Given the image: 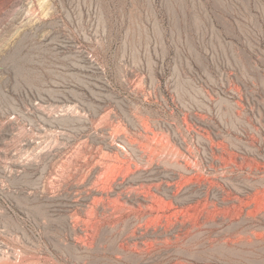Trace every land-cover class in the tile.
Returning <instances> with one entry per match:
<instances>
[{"label":"rangeland","instance_id":"rangeland-1","mask_svg":"<svg viewBox=\"0 0 264 264\" xmlns=\"http://www.w3.org/2000/svg\"><path fill=\"white\" fill-rule=\"evenodd\" d=\"M0 264H264V0H0Z\"/></svg>","mask_w":264,"mask_h":264},{"label":"bare ground","instance_id":"bare-ground-1","mask_svg":"<svg viewBox=\"0 0 264 264\" xmlns=\"http://www.w3.org/2000/svg\"><path fill=\"white\" fill-rule=\"evenodd\" d=\"M126 143V148H128L127 146L129 145L127 142H125ZM130 144H132V143H130ZM123 146V145H122ZM130 146V145H129ZM131 148V149H130ZM142 149V148H141ZM140 149V150H141ZM122 150V149H121ZM124 150V149H123ZM129 150H131L133 153L135 152V153H138V152H136L137 150H138V148H137V150H136V148L134 149L132 146L131 147H129ZM131 151H130V153H131ZM141 151H144V150H141ZM141 151H139V152H141ZM151 151V150H150ZM124 152V151H123ZM187 152H189V151H187ZM128 153V151H126V154ZM133 153H131V154H128V157H129V155H130V157H134L135 155H137V154H135L134 153V155H133ZM140 154V153H139ZM132 155V156H131ZM191 155V154H190ZM141 157H147V159L149 160L150 158L147 156V154L146 153H143V154H141L140 155ZM140 156H138V158L140 157ZM187 156V155H186ZM140 157V158H141ZM150 157H152L151 155H150ZM124 158V157H123ZM141 159H143V158H141ZM145 159V158H144ZM146 159V160H147ZM124 160H126V159H124ZM140 160V159H139ZM147 160V161H148ZM153 160V159H152ZM142 162H143V160H142ZM149 162H151V161H149ZM186 162H188V161H186ZM144 163V162H143ZM127 164V163H126ZM146 164H147V162H146ZM149 164V163H148ZM153 164H154V162H153ZM152 164V165H153ZM193 164H194V166L193 167H191V165L189 164V167L187 166L186 167V165H178V168L180 167V169H182L183 170V172H182V174L184 173L185 175H189V176H192V175H195L197 172H201L202 171V166L200 165V164H197L196 162H193ZM135 165V164H134ZM137 165V164H136ZM145 165V164H144ZM151 165V164H150ZM117 165H114V167L115 168H118V167H116ZM143 166V165H142ZM100 167H103V164L102 165H100ZM122 167H124V166H122ZM122 167H119L120 169H118V171L116 172V169H114V168H109V169H105L102 173H100L98 176H97V179L99 180V181H101V183H103L104 182V180H106L107 181V187H109V185L111 184V183H113L114 181H116V179H117V177L121 180V183L119 184V186H121V188H120V195H121V197H123V199H125V200H127V201H134L135 202V204L136 205H138L139 206V208L141 209V210H145V209H150V210H155V205H158V203H159V197L161 196L160 194L158 195V192H161V193H165V194H167L168 193V191L170 190V189H172V187H174V186H177V184H173V179H172V177H168V175H163L161 178L159 177H157L158 179L157 180H159V182H161V183H164L165 185H166V187H163L162 188V186H161V188H162V190L163 191H160V187L159 188H155V189H148V188H146L145 186H137V187H135L134 189H128V184L131 182V181H137L138 183L139 182H142V180H140L138 177H136L137 176V174H136V176L135 175H133L132 173H131V168H128V170L129 171H127L126 170V168H122ZM129 167H130V165H129ZM144 167V166H143ZM148 167V166H147ZM166 167V166H165ZM176 167H177V165H176ZM145 168H146V166H145ZM144 168V169H145ZM150 168V167H149ZM168 168V167H167ZM134 169V168H133ZM139 169V168H138ZM137 169V170H138ZM177 169V168H176ZM146 170V169H145ZM137 172V171H136ZM166 172V171H165ZM151 174H149V176H148V178L147 179H144V181L145 182H147V183H150V182H154V181H156V177H155V172H154V169L153 170H151V172H150ZM168 173V172H167ZM180 173V172H179ZM162 174V173H161ZM164 174H166V173H164ZM201 174V173H200ZM140 176V175H139ZM174 176V175H173ZM178 176V175H177ZM176 176V177H177ZM199 176V175H198ZM180 178L179 179H181V180H184L185 179V176H183V175H181L180 174V176H179ZM188 177V176H187ZM195 177V176H194ZM197 177V176H196ZM142 178V177H141ZM191 179V178H190ZM188 180H189V178H188ZM190 181H192V180H190ZM157 182V181H156ZM175 182V181H174ZM188 182V181H187ZM109 183V184H108ZM143 183V182H142ZM180 183H181V181H180ZM183 183V182H182ZM189 183H192V182H189ZM163 185V184H162ZM186 185V184H185ZM184 185V186H185ZM189 185V184H188ZM103 186H105V184L103 183ZM180 187H181V185H180ZM112 188V187H111ZM179 188V187H178ZM175 189H176V187H175ZM184 189V188H183ZM107 190V189H106ZM172 190H174V189H172ZM109 191L110 192H112L111 190H110V188H109ZM171 192H174V191H171ZM179 195V194H178ZM170 196V195H169ZM186 199H181V200H179L180 202H182V203H184V201H185ZM185 203H186V201H185ZM179 204V203H178ZM160 205V204H159ZM170 208H172V207H170ZM162 209H164V208H162ZM167 209V208H166ZM174 209V208H173ZM165 210V209H164ZM183 210V209H182ZM187 210H188V208H187ZM165 211H167V210H165ZM169 211V210H168ZM188 211H190V210H188ZM179 212V211H178ZM164 213V212H163ZM180 213V212H179ZM190 213V212H189ZM182 214V213H181ZM165 215L166 214H164V217H165ZM188 215H190V214H185L184 213V211H183V214H182V217H184L185 218V216H188ZM171 216V215H170ZM178 216V215H177ZM191 216V215H190ZM162 217H163V215H162ZM172 218V217H171ZM170 218V219H171ZM180 218V217H179ZM173 219V218H172Z\"/></svg>","mask_w":264,"mask_h":264}]
</instances>
